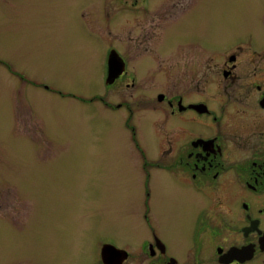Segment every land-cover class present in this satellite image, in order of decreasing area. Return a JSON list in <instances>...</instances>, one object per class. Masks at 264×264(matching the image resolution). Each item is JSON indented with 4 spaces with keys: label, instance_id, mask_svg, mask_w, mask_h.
Returning a JSON list of instances; mask_svg holds the SVG:
<instances>
[{
    "label": "flooded vegetation",
    "instance_id": "obj_1",
    "mask_svg": "<svg viewBox=\"0 0 264 264\" xmlns=\"http://www.w3.org/2000/svg\"><path fill=\"white\" fill-rule=\"evenodd\" d=\"M113 1L129 44L106 45L98 101L128 111L135 141L118 150L140 162L146 204L139 240L103 237L99 264H264V18L229 45L181 43L170 34L211 20L212 0Z\"/></svg>",
    "mask_w": 264,
    "mask_h": 264
},
{
    "label": "rangeland",
    "instance_id": "obj_2",
    "mask_svg": "<svg viewBox=\"0 0 264 264\" xmlns=\"http://www.w3.org/2000/svg\"><path fill=\"white\" fill-rule=\"evenodd\" d=\"M211 6V20L170 35L225 46L264 18V0ZM114 14L113 0L0 1V264L24 253L41 264H99L103 237L139 240L131 227L145 220L134 184L141 164L118 150L135 141L128 111L98 101L106 45L129 44Z\"/></svg>",
    "mask_w": 264,
    "mask_h": 264
},
{
    "label": "water",
    "instance_id": "obj_3",
    "mask_svg": "<svg viewBox=\"0 0 264 264\" xmlns=\"http://www.w3.org/2000/svg\"><path fill=\"white\" fill-rule=\"evenodd\" d=\"M113 59H114V57H112V55H111V57H110V64H111V66L114 65ZM109 246H110V245L106 246V247L103 249V253L106 252V251H109V248H108Z\"/></svg>",
    "mask_w": 264,
    "mask_h": 264
}]
</instances>
